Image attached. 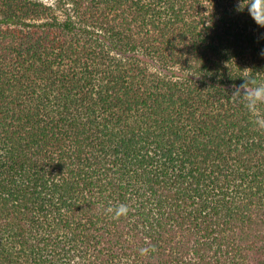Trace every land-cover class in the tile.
Wrapping results in <instances>:
<instances>
[{
	"label": "trees",
	"instance_id": "trees-1",
	"mask_svg": "<svg viewBox=\"0 0 264 264\" xmlns=\"http://www.w3.org/2000/svg\"><path fill=\"white\" fill-rule=\"evenodd\" d=\"M247 2L0 0V264H264Z\"/></svg>",
	"mask_w": 264,
	"mask_h": 264
},
{
	"label": "clouds",
	"instance_id": "clouds-1",
	"mask_svg": "<svg viewBox=\"0 0 264 264\" xmlns=\"http://www.w3.org/2000/svg\"><path fill=\"white\" fill-rule=\"evenodd\" d=\"M245 7H247L248 14L251 16L255 24L264 28V0H248V2L243 6L240 3L237 6V11H243ZM261 55H264V51H262ZM242 78L244 83L235 89L233 92L234 95L239 96L241 93L240 89H244V85L246 83L255 84V79L252 76ZM244 96L246 100L245 107L247 111L250 114L257 115L258 104L264 103V85L257 86L251 91H245ZM254 123L258 124L260 127H264V119L257 118ZM107 211L113 214V218H118L122 215H126L129 209L127 205L120 204L110 207ZM140 251L141 254H144L148 251V249H141Z\"/></svg>",
	"mask_w": 264,
	"mask_h": 264
},
{
	"label": "rangeland",
	"instance_id": "rangeland-1",
	"mask_svg": "<svg viewBox=\"0 0 264 264\" xmlns=\"http://www.w3.org/2000/svg\"><path fill=\"white\" fill-rule=\"evenodd\" d=\"M39 1H42L48 5H51V6H54V2H55V0H39Z\"/></svg>",
	"mask_w": 264,
	"mask_h": 264
}]
</instances>
